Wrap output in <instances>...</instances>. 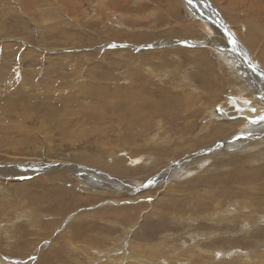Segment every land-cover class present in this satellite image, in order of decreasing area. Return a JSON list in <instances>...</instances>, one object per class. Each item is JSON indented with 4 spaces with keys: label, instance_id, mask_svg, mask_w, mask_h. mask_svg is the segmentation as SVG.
Masks as SVG:
<instances>
[{
    "label": "rangeland",
    "instance_id": "1",
    "mask_svg": "<svg viewBox=\"0 0 264 264\" xmlns=\"http://www.w3.org/2000/svg\"><path fill=\"white\" fill-rule=\"evenodd\" d=\"M196 14L264 87V0H0V264H264V134L224 108L259 96Z\"/></svg>",
    "mask_w": 264,
    "mask_h": 264
},
{
    "label": "bare ground",
    "instance_id": "2",
    "mask_svg": "<svg viewBox=\"0 0 264 264\" xmlns=\"http://www.w3.org/2000/svg\"><path fill=\"white\" fill-rule=\"evenodd\" d=\"M209 9V8H208ZM211 9V8H210ZM196 18H197V20H198V15L196 14ZM204 16V15H203ZM202 16V17H203ZM214 16V15H213ZM207 17V16H206ZM197 28H201L208 36H210L211 35V38H212V41H214L215 43H216V47L222 52V54H223V59L225 60V61H227V62H229V63H231V61H233L234 62V64L233 63H231L233 66L232 67H234V68H237L238 70H237V74L239 75V77H241V79L245 82V84H246V87H248V89L250 88H252V90H253V92H254V95L256 96V97H258V102L260 103V104H257V106H254V104H250V103H248V102H246L247 100H245V101H243V100H240V101H238L237 100V102L236 101H234V102H232L231 101V103H232V105H233V107H228L227 105L225 106L224 105V108H226L227 109V112H225V113H227V115L228 114H232V113H235L236 114V118H234V120H233V122L232 123H230L228 126H234V128H242V127H245L246 129H244L245 130V132L246 133H244V134H242L241 136H239V137H236V138H233V141H237V142H234V143H240V144H242L241 142H243V141H247V140H249V139H255V138H257L258 136H260V138H261V136L264 134V128H257V129H254V126L256 125L255 124V122H254V120H251L250 118H255L256 116L255 115H257V114H259L260 112H264V94H262L261 92H263L264 91V87H263V85L262 84H260L259 82H258V79L259 78H257L256 77V75H254L255 73H257L258 71H257V69L255 68L254 69V74H252V72H250V71H246L247 69H248V65L246 64V63H244L245 62V56L242 54V52H240L237 48H236V46L234 45V44H232L231 43V41H230V39H228L226 36H225V32L221 29V27H220V25H221V23L220 22H218L217 23V17H215L214 19H209V20H205V21H202V19L200 20H198V21H196V22H194L193 23ZM224 26V25H223ZM225 27V26H224ZM258 31H260V30H258ZM260 33V32H259ZM259 33H257V31H256V34H259ZM224 38V39H223ZM247 42H248V40H247ZM246 42V43H247ZM258 42V41H257ZM230 43V44H229ZM232 44V45H231ZM228 45H231L230 47H227ZM236 53H238V54H236ZM212 66V65H211ZM253 67V66H252ZM233 68V69H234ZM206 71L208 72V74H210L212 71H213V68L212 67H208L207 69H206ZM240 73V74H239ZM259 77H260V75H259ZM263 77V76H262ZM251 79V80H250ZM213 83V88L215 89V90H217L216 88H215V86H216V82H221L222 83V81L220 80V79H216V78H213V81H212ZM244 84V85H245ZM225 85L223 84V86L221 87V88H223ZM260 94H262L263 96H260ZM252 96V95H251ZM247 97V96H246ZM246 99V98H245ZM257 99V98H256ZM246 105V106H245ZM250 105V106H249ZM249 109H248V108ZM252 109H255V111H252ZM206 110V107H205V105H204V108H203V111H205ZM157 112V111H156ZM210 114L212 115V117L214 116V122H216L217 120L219 121L220 120V117H219V115L221 114L220 113V111L219 110H217L216 109V107H215V109H213V110H211L210 111ZM243 115H246L247 116V118L246 117H244V118H238V116H243ZM159 116V115H158ZM161 116V115H160ZM249 116V117H248ZM225 118H227V117H225ZM224 118V119H225ZM229 118H230V116H229ZM219 125V124H218ZM190 127V126H189ZM221 126L219 125V126H217V125H215L212 129H210L211 131L207 134V135H205L206 136V141H210L209 140V138L211 139V136L213 137V136H217V134L218 133H225V132H221ZM186 130H188L187 129V127L185 128ZM191 129V128H190ZM230 129H233V128H230ZM227 132V131H226ZM214 139V138H213ZM211 141H212V139H211ZM225 144V143H224ZM223 144V145H224ZM217 146H219V145H217ZM252 146V145H251ZM257 146V145H256ZM215 147V146H214ZM216 148V147H215ZM208 149H210V148H208ZM182 154V153H181ZM152 169H154V168H152ZM148 172V171H147ZM165 175V174H164ZM163 178V177H162ZM156 181V180H155ZM213 181V180H212ZM211 181V182H212ZM220 181V180H219ZM90 182V181H89ZM217 182V181H216ZM218 184V183H217ZM214 185V184H213ZM260 189V188H259ZM222 192V191H221ZM218 193V192H217ZM217 193H216V195H214V196H217ZM219 194V193H218ZM220 196V195H219ZM125 221V220H124ZM130 221H131V219H130ZM128 223V222H127ZM209 226V225H208ZM227 226V225H226ZM221 228V227H220ZM86 235V234H85ZM77 237V236H76ZM90 246V245H89ZM88 251V250H87ZM130 252V251H129ZM131 253V252H130ZM106 254V253H105ZM118 254V253H117ZM132 254V253H131ZM131 254H130V256H131ZM103 255V254H102ZM107 255V254H106ZM105 255V256H106ZM123 255V254H122ZM129 255V254H128ZM132 256H134V255H132ZM132 256H131V258L130 259H132ZM103 257V256H102ZM117 257V256H116ZM115 256H114V259L116 258ZM119 258H123V257H121L120 255L118 256ZM140 257V256H139ZM53 258V257H52ZM104 258V257H103ZM119 258H117V260L119 259ZM136 258V257H135ZM148 258V257H147ZM140 259V258H139ZM139 259H137V260H139ZM51 260V259H50ZM116 260V261H117ZM121 259H119L118 261H120ZM128 260V259H127ZM143 260H144V258H143ZM115 261V262H116ZM130 261V260H129ZM121 262V261H120ZM122 262H123V260H122ZM159 262V261H158ZM118 263V262H117ZM183 263V262H182Z\"/></svg>",
    "mask_w": 264,
    "mask_h": 264
},
{
    "label": "snow or ice",
    "instance_id": "3",
    "mask_svg": "<svg viewBox=\"0 0 264 264\" xmlns=\"http://www.w3.org/2000/svg\"><path fill=\"white\" fill-rule=\"evenodd\" d=\"M189 2H191V0H189ZM233 43H235V42L233 41ZM220 111H223V110L220 109ZM252 111H255V109H252ZM257 119H258V120H264V116H259ZM254 122H255V121H254Z\"/></svg>",
    "mask_w": 264,
    "mask_h": 264
}]
</instances>
